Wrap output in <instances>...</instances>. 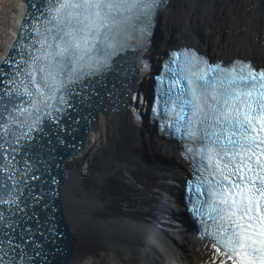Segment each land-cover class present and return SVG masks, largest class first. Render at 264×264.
I'll list each match as a JSON object with an SVG mask.
<instances>
[{
  "label": "snow or ice",
  "instance_id": "obj_1",
  "mask_svg": "<svg viewBox=\"0 0 264 264\" xmlns=\"http://www.w3.org/2000/svg\"><path fill=\"white\" fill-rule=\"evenodd\" d=\"M160 5L31 0L29 35L21 33L15 55L0 67V264H35L26 247L30 229L17 215L28 197L36 200L29 181L41 179L27 143H34L32 133L47 121L59 124L78 90L111 69L129 41L145 48ZM171 55L176 67L165 64L163 111L167 126L186 138L191 211L207 217L202 223L218 264H264V67L240 59L212 64L192 49Z\"/></svg>",
  "mask_w": 264,
  "mask_h": 264
},
{
  "label": "bare ground",
  "instance_id": "obj_2",
  "mask_svg": "<svg viewBox=\"0 0 264 264\" xmlns=\"http://www.w3.org/2000/svg\"><path fill=\"white\" fill-rule=\"evenodd\" d=\"M6 1H12L14 9L15 0ZM254 2L259 4L254 7ZM177 5L176 13L167 10L161 16L166 34L174 36L176 42L191 41L208 52L215 50L222 58L250 54L248 57L264 62V0H178ZM236 6L243 13L237 21ZM213 10L228 11L229 24L222 23L227 19L225 14L219 21L218 15H212ZM239 34L245 39H240ZM237 37L238 44L234 42ZM236 46L249 54L230 51ZM126 73L122 88L129 90L132 77ZM106 109L110 113V107ZM102 115L100 111L88 146L74 156L77 162H71L74 193L68 192L73 201L66 218L76 232L77 251H73L75 261L64 264H146L160 259L166 264H186L187 260L200 264L203 252L198 249L206 245L204 241L191 234L183 236L181 245L190 249L187 254L173 232L158 231L155 221L148 218L150 207L146 200L153 191L175 182L180 171L184 173L178 165L180 151L160 140L143 114L133 116L125 110H115L108 119ZM159 234L164 235L162 241L159 237L160 242ZM154 238L157 245L152 247L142 241ZM209 253L212 264L215 252ZM219 259L215 256V264Z\"/></svg>",
  "mask_w": 264,
  "mask_h": 264
},
{
  "label": "water",
  "instance_id": "obj_3",
  "mask_svg": "<svg viewBox=\"0 0 264 264\" xmlns=\"http://www.w3.org/2000/svg\"><path fill=\"white\" fill-rule=\"evenodd\" d=\"M177 2L178 0L173 2L172 0H161V5L154 16V40L157 39L160 31L162 18L158 16H162L167 10L173 12ZM30 3L31 0H15L7 31L0 43V65L2 66L6 58L15 55L13 48L17 45L21 33L24 36L29 35L31 24L29 13L32 11ZM178 43L177 47L180 46ZM129 44L130 47L113 58L115 65L121 64L116 61L117 58L124 60V55L132 54V40ZM171 47L172 45H169L168 50ZM119 69L117 66L114 67L112 71L115 74L110 75L108 72L107 78L103 73L89 78L88 87L78 90L75 99L71 101V106L66 107L64 113L61 114L60 123L57 124L54 120L47 121L43 126V132L32 133L34 143L27 142L31 144L29 151L32 155V164L39 169L37 175L41 179L29 181L36 200L28 197V206L17 215L23 217V226L30 229V236L25 237L26 247L29 255L34 258L35 264H64L74 260L73 251H77V236L66 218V210L71 207L73 201L68 192H73L74 189L68 172L71 170V164L77 162L74 156L88 146L87 140L90 138L91 130L97 124L100 111L104 113L102 116L106 119L111 115L106 109L111 104L105 105L102 96L107 95L108 91L115 93L119 85L126 84L127 73ZM81 92L82 95L79 94ZM157 129L156 127L155 132L158 138L164 141L161 132ZM173 143L176 147L182 145L181 141ZM178 165L184 168V163L179 162ZM20 167L24 166L20 165ZM0 175L3 174L0 173ZM25 195L27 196V192ZM3 207L0 206V208ZM21 207L23 208V205ZM36 251H39L41 255L37 256Z\"/></svg>",
  "mask_w": 264,
  "mask_h": 264
},
{
  "label": "rangeland",
  "instance_id": "obj_4",
  "mask_svg": "<svg viewBox=\"0 0 264 264\" xmlns=\"http://www.w3.org/2000/svg\"><path fill=\"white\" fill-rule=\"evenodd\" d=\"M260 2V1H259ZM12 1L11 2H8V1H6V0H2V2H0V43H1V41L3 40V37H4V35H5V33H6V31H7V27H8V23H9V21H10V16H11V14L13 13V10L14 9H11V7L13 6L12 5ZM5 4V5H4ZM8 4V5H7ZM259 3L258 2H254V4H252L254 7H256V5H258ZM11 5V6H10ZM15 5V4H14ZM177 4H176V7H175V9H177ZM234 9H235V13L234 14H236V17H234L235 19H236V21L239 19V18H241V16H242V11L241 10H239L238 9V7L236 6V7H234ZM251 10H253V12L251 13L252 15H254V17L256 16V14L254 13V8L253 7H251ZM226 15L227 16V19L226 20H224V18H222L223 17V15ZM212 15L214 16V17H216V15H218V17L219 18H217V19H219V21L221 20V19H223L225 22H222L224 25H227V24H229L228 22H227V20H229L230 18L228 17L229 15H228V11H226V12H221V10H213V13H212ZM216 23L215 22H213L212 21V26H214ZM163 25L165 26V23H163ZM164 26H163V28H164ZM164 30V29H163ZM164 33H166L165 32V30H164ZM167 35V34H166ZM191 35V37H192V39H194L195 38V35L194 34H190ZM241 34H239L238 35V37L240 36ZM188 37V36H187ZM225 36H223V38H224ZM238 37L236 38V40L234 41L235 43H239V41H238ZM172 38H174V36H172ZM240 39L242 38V39H245L244 37H242V36H240L239 37ZM200 39V38H199ZM201 40V39H200ZM225 40V39H224ZM239 46V45H238ZM238 46H236V48L235 49H232V50H230V51H233V50H235V51H233V53H235V52H238L239 51V53H241V54H246L247 53V51H243V50H241V49H239V47ZM237 50V51H236ZM212 52L213 53H215V50L213 51L212 50ZM219 53H223V51L222 52H219ZM224 53H227V49L225 50V52ZM247 54H249V53H247ZM246 54V55H247ZM250 55V54H249ZM248 55V56H249ZM254 58V57H253ZM256 58V57H255ZM162 151L164 152V147H163V149H162ZM95 178V177H94ZM146 231V230H145ZM144 231V232H145ZM160 236H162V234H159L158 235V242H160L159 241V237ZM164 236V235H163ZM163 236H162V239H161V241L163 240ZM159 245V244H158ZM210 255L207 253V254H203L202 256H201V264H209L210 263ZM147 259H145V261H146ZM160 260H161V262H160ZM160 260H154V261H150V260H148V261H146V264H166V263H164L165 262V260H163V259H160ZM198 261L199 260H197V263H198ZM186 264H190V260H187V262H186Z\"/></svg>",
  "mask_w": 264,
  "mask_h": 264
}]
</instances>
